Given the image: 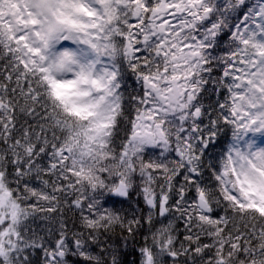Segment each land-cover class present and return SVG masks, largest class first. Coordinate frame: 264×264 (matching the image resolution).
I'll return each instance as SVG.
<instances>
[{"label":"snow or ice","instance_id":"snow-or-ice-1","mask_svg":"<svg viewBox=\"0 0 264 264\" xmlns=\"http://www.w3.org/2000/svg\"><path fill=\"white\" fill-rule=\"evenodd\" d=\"M255 134L264 0H0V264H264Z\"/></svg>","mask_w":264,"mask_h":264},{"label":"trees","instance_id":"trees-1","mask_svg":"<svg viewBox=\"0 0 264 264\" xmlns=\"http://www.w3.org/2000/svg\"><path fill=\"white\" fill-rule=\"evenodd\" d=\"M230 142H231V131L228 130V132H227V139H226V141H224V143L226 144V143H230ZM219 149H220V145L218 144V145H217V151H219ZM206 242H207V241H206ZM131 259H133L132 256H128V257H127V260H128V261H130Z\"/></svg>","mask_w":264,"mask_h":264},{"label":"rangeland","instance_id":"rangeland-1","mask_svg":"<svg viewBox=\"0 0 264 264\" xmlns=\"http://www.w3.org/2000/svg\"><path fill=\"white\" fill-rule=\"evenodd\" d=\"M252 135V134H250ZM255 139L260 146H264V135L261 134H255Z\"/></svg>","mask_w":264,"mask_h":264}]
</instances>
